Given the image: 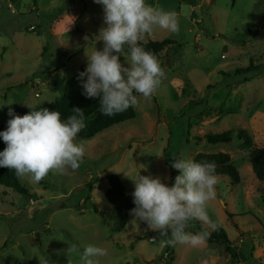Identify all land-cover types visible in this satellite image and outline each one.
Wrapping results in <instances>:
<instances>
[{
  "label": "rangeland",
  "instance_id": "rangeland-1",
  "mask_svg": "<svg viewBox=\"0 0 264 264\" xmlns=\"http://www.w3.org/2000/svg\"><path fill=\"white\" fill-rule=\"evenodd\" d=\"M147 3L175 11L180 24L178 34L157 29L145 36V41L169 38L180 45L158 57L165 77L155 102L137 94L134 118L90 139L77 138L85 146L77 170L49 172L39 183L19 179L27 195L0 186V264H80L78 254L67 256L70 244L80 252L86 244L104 247L108 254L99 258L100 264H142L140 259L152 264H264V182L255 177L248 150L239 147L237 138L227 143L203 139L206 132L241 127L264 141V0ZM103 23L102 6L93 0H0V125L11 118L9 108L59 98L67 79L87 64V55L102 49L97 36ZM119 58L126 64L129 56ZM250 63L255 70L235 74ZM218 151L229 153L240 182L218 175L216 199L207 210L237 257L219 242L162 249L158 233L131 214L124 228L116 229L117 214L105 196L106 174H118L132 191L134 184L125 174H151L172 184L178 174L171 167L174 157ZM215 228L193 220L186 231Z\"/></svg>",
  "mask_w": 264,
  "mask_h": 264
},
{
  "label": "clouds",
  "instance_id": "clouds-1",
  "mask_svg": "<svg viewBox=\"0 0 264 264\" xmlns=\"http://www.w3.org/2000/svg\"><path fill=\"white\" fill-rule=\"evenodd\" d=\"M93 2L103 9L104 23L97 36L103 47L94 48L87 55L86 67L78 79L82 94L86 98L99 97L101 114L111 117L136 106L137 94L146 99L156 94L165 71L157 56L143 46L145 36L157 29L178 34L180 24L175 11L151 5L147 0ZM125 45L129 50L126 64L119 58ZM71 113L62 119L59 111L45 107L21 116L9 108L11 118L6 130L0 131L6 144L0 151V167L14 170L19 179L30 177L34 183L49 172L65 174L68 169L77 170L85 155V146L77 141V136L87 125L83 109L74 107ZM171 167L178 170L171 185L160 176L137 172L130 177L124 173L134 184L135 207L130 214L158 233L162 249L177 244L201 245L210 232L192 234L186 229L193 220L216 227L207 209L217 195V165L215 161L174 157ZM66 254H78L80 264H100L99 258L108 252L96 244H86L80 252L76 244H70Z\"/></svg>",
  "mask_w": 264,
  "mask_h": 264
},
{
  "label": "trees",
  "instance_id": "trees-1",
  "mask_svg": "<svg viewBox=\"0 0 264 264\" xmlns=\"http://www.w3.org/2000/svg\"><path fill=\"white\" fill-rule=\"evenodd\" d=\"M146 50L152 51L157 58L164 50L176 52L180 49V45L177 41L169 38L162 40L148 39L143 43ZM124 53L129 56L128 46L125 45ZM86 64H81L78 70L67 79L61 96L54 101L44 103L42 105L22 108L20 106L14 107V113L16 115H24L32 110H38L40 108H48L49 110H57L61 113V118L66 119L71 115V110L74 107H79L84 110L86 117V127L78 134L77 138L90 139L105 129L124 122L126 120L135 117V110L130 107L127 111L116 114L114 116H105L100 112L99 97L86 98L83 93V88L78 75L84 71ZM256 67L250 63L246 68L236 70L235 74L242 72H248L255 70ZM153 97V96H152ZM155 102V98L153 97ZM7 128V121L0 125V131H4ZM233 137L240 141L239 147L244 150H248L247 158L250 162L252 172L260 182H264V141L257 135L251 136L244 128L238 127L234 129H227L221 132H206L203 134V139L209 143H227ZM6 147L5 142L0 138V151ZM192 160L195 161H215L217 168V175H227L231 179L232 184L240 182L239 172L231 161L229 153L224 151H218L214 153L198 152ZM172 173V172H171ZM108 183L105 196L111 205L114 207L117 214L116 229L122 230L126 224V220L130 215V209L134 208L132 190L127 189L118 174L109 173L105 175ZM172 180L168 181L171 185ZM0 186L7 189H12L20 194H29L28 190L20 183L19 178L15 175L14 170H10L5 167H0ZM88 186H91L89 183ZM89 198V197H88ZM229 217L233 214L229 213ZM202 232L201 229L198 233ZM208 243L219 242L223 245L226 252L230 253L232 258L237 257V253L232 249L231 241L228 238L225 230L221 227L215 228L210 232L209 238L206 240ZM6 242L3 243L5 246ZM173 260L172 257L169 258Z\"/></svg>",
  "mask_w": 264,
  "mask_h": 264
},
{
  "label": "built area",
  "instance_id": "built-area-1",
  "mask_svg": "<svg viewBox=\"0 0 264 264\" xmlns=\"http://www.w3.org/2000/svg\"><path fill=\"white\" fill-rule=\"evenodd\" d=\"M13 12H15V10H14V9H13ZM148 241H149V242H153V241H154V239H153L152 237H149ZM169 255H170V254H169V252H165V257H167V258H168V257H170Z\"/></svg>",
  "mask_w": 264,
  "mask_h": 264
},
{
  "label": "water",
  "instance_id": "water-1",
  "mask_svg": "<svg viewBox=\"0 0 264 264\" xmlns=\"http://www.w3.org/2000/svg\"><path fill=\"white\" fill-rule=\"evenodd\" d=\"M140 262H141L142 264H152L151 262H147V261H145V260H143V259H140Z\"/></svg>",
  "mask_w": 264,
  "mask_h": 264
}]
</instances>
